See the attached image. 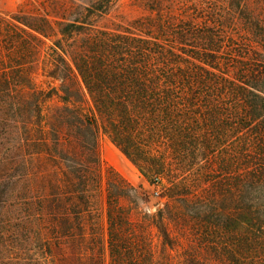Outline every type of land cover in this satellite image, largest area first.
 <instances>
[{
  "label": "trees",
  "instance_id": "16d2710c",
  "mask_svg": "<svg viewBox=\"0 0 264 264\" xmlns=\"http://www.w3.org/2000/svg\"><path fill=\"white\" fill-rule=\"evenodd\" d=\"M86 10L107 14L102 0ZM143 10L139 34L17 20L31 41L61 36L42 74L49 90L23 64L0 68L7 151L35 159L45 242L70 250L47 264H84V247L101 240L92 233L99 205L110 264H264V0H160ZM101 134L151 184L166 181L173 203L143 212L141 189L102 164ZM191 220L192 252L176 261L170 224Z\"/></svg>",
  "mask_w": 264,
  "mask_h": 264
},
{
  "label": "rangeland",
  "instance_id": "374dc122",
  "mask_svg": "<svg viewBox=\"0 0 264 264\" xmlns=\"http://www.w3.org/2000/svg\"><path fill=\"white\" fill-rule=\"evenodd\" d=\"M160 0H102L104 12L88 13L87 7L101 0H0V68L13 69L18 64H23L38 76L33 80L37 86L49 90L48 79L43 73L53 67L51 54L54 42L59 38L45 39L42 43L31 41L22 29L31 32L17 20L33 23L32 19L41 18L60 31L64 25L74 24L73 30L83 31L84 27L116 33H136L135 21L147 15L143 10L145 5H155ZM167 1V0H162ZM178 3L192 4L198 0H176ZM222 4H229L232 0H213ZM75 21L87 22V26ZM75 22V23H74ZM17 27H16V26ZM78 35V34H77ZM76 35V37H77ZM22 39H29L31 44L22 45ZM64 42V41H63ZM65 44V43H64ZM60 54L61 51H59ZM23 55L24 58H20ZM4 65V66H3ZM63 67L62 63H57ZM56 85H58L56 83ZM54 101L51 106L59 105ZM0 102V264H47L48 255L54 254L57 260L65 257L69 259L70 250L67 245L60 249L46 243L47 233L42 229L44 216L38 212L35 198L38 191V179L33 175L35 159L28 158L18 147L12 148L6 144L2 136L7 116L2 112ZM11 123V122H9ZM10 153L11 155L7 156ZM99 155L105 167H112L119 172L129 183L141 189V210L155 214L159 209L165 208L169 203L163 185L151 184L138 169L122 154V152L101 134L99 136ZM13 157L10 162L7 159ZM199 166H195L194 173H200ZM103 205V203H102ZM100 218H95V231L92 232L101 240L89 243L83 251L84 264H97L98 256L102 257V264H110L107 247L106 220L102 215L100 205ZM46 219V218H44ZM195 222L191 220L185 226L170 224V229L177 235L179 245L173 253L176 261H183L189 255L195 234ZM186 231V233L184 232ZM199 233V232H198ZM154 250L158 259H161L162 240L154 229ZM193 237V238H192ZM204 259L208 253L202 251ZM192 255V254H191ZM97 256V257H96Z\"/></svg>",
  "mask_w": 264,
  "mask_h": 264
}]
</instances>
